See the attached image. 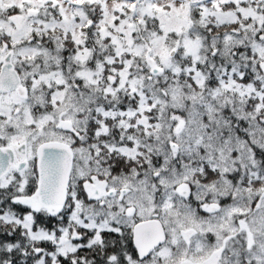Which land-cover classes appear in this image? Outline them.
Returning <instances> with one entry per match:
<instances>
[{
  "label": "snow or ice",
  "instance_id": "1",
  "mask_svg": "<svg viewBox=\"0 0 264 264\" xmlns=\"http://www.w3.org/2000/svg\"><path fill=\"white\" fill-rule=\"evenodd\" d=\"M0 264H264V0H0Z\"/></svg>",
  "mask_w": 264,
  "mask_h": 264
}]
</instances>
